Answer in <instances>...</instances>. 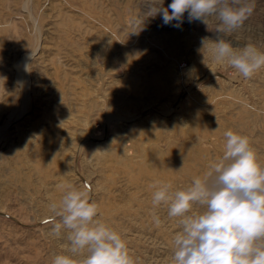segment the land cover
<instances>
[{
	"label": "rangeland",
	"instance_id": "rangeland-1",
	"mask_svg": "<svg viewBox=\"0 0 264 264\" xmlns=\"http://www.w3.org/2000/svg\"><path fill=\"white\" fill-rule=\"evenodd\" d=\"M145 12L141 0H0V264L70 254L49 209L69 187L134 264H172L179 218L153 206V183L204 179L229 129L264 166V67L244 78L215 62L201 44L217 39L214 19L185 13L177 28ZM227 39L264 50V0Z\"/></svg>",
	"mask_w": 264,
	"mask_h": 264
},
{
	"label": "clouds",
	"instance_id": "clouds-1",
	"mask_svg": "<svg viewBox=\"0 0 264 264\" xmlns=\"http://www.w3.org/2000/svg\"><path fill=\"white\" fill-rule=\"evenodd\" d=\"M145 15H161L165 25L179 28L189 22L217 23L215 41L204 38L217 63H226L244 78L264 67V50L247 43L236 47L227 37L245 28L255 0H141ZM210 42V43H206ZM225 150L204 179L195 178L183 190L163 181L153 183L152 204L168 206L167 215L179 218L174 237L172 264H264V166L246 136L224 132ZM193 204L202 211L193 215ZM54 214L51 232L66 233L70 254H56L52 264H134L121 234L98 219V206L86 193L67 188L59 204L49 205ZM57 218L58 221L57 222ZM160 224L159 216L153 217Z\"/></svg>",
	"mask_w": 264,
	"mask_h": 264
},
{
	"label": "bare ground",
	"instance_id": "bare-ground-1",
	"mask_svg": "<svg viewBox=\"0 0 264 264\" xmlns=\"http://www.w3.org/2000/svg\"><path fill=\"white\" fill-rule=\"evenodd\" d=\"M257 34H258V33H257ZM262 34H263V33H262ZM262 34H261V35H262ZM261 35H260V36H261ZM260 36H258V37H260ZM143 152H144V151H143ZM159 156H160V155H159ZM162 156H163V155H162ZM165 165H166V164H165ZM166 168H167V167H166ZM160 169H161V167H160ZM158 170H159V169H158ZM162 170H163V167H162ZM165 170H166V169H165ZM168 171H169V170H168ZM163 178H164V177H163ZM165 178H166V177H165ZM168 178H169V177H168ZM169 181H170V180H169Z\"/></svg>",
	"mask_w": 264,
	"mask_h": 264
}]
</instances>
